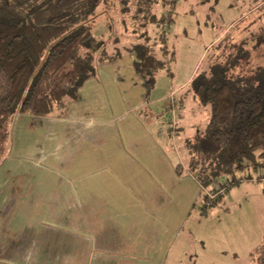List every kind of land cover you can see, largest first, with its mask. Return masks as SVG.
I'll list each match as a JSON object with an SVG mask.
<instances>
[{"label":"crops","instance_id":"0c3cea01","mask_svg":"<svg viewBox=\"0 0 264 264\" xmlns=\"http://www.w3.org/2000/svg\"><path fill=\"white\" fill-rule=\"evenodd\" d=\"M148 96L125 54L96 66L64 102L68 117H15L0 161V264L165 261L202 187L178 172L188 165L156 134Z\"/></svg>","mask_w":264,"mask_h":264},{"label":"rangeland","instance_id":"374dc122","mask_svg":"<svg viewBox=\"0 0 264 264\" xmlns=\"http://www.w3.org/2000/svg\"><path fill=\"white\" fill-rule=\"evenodd\" d=\"M162 15V22L151 23L152 18L159 20ZM89 23L102 44L95 52L96 58L125 55L128 48L137 46L167 61L171 73L165 69L153 75L148 97L157 99L153 105L156 112H161L156 117L161 121L156 134L168 138L187 165L189 157L197 154L195 130L206 131L209 122V109L197 102L190 89L191 79L210 73L227 58L235 64L229 70L230 76L241 72L250 75L255 67H264L262 44L255 46V41L248 39L244 54L239 55L242 39L250 35L264 37V0H110L98 8ZM30 79L25 82L26 89ZM171 97L176 100V107L171 106ZM63 109L50 116L66 117L70 111ZM150 110L154 112V108ZM21 114L25 113L12 115L9 130ZM85 121L79 125L88 124ZM171 126L177 127L179 135L172 134ZM174 139L179 149H175ZM203 165L208 176L216 161L207 159ZM193 173L203 174L196 169ZM258 173L260 169L255 171L251 165L230 173L220 169L221 179H236L238 183L230 184L225 198L216 200L206 213L201 209L189 215L162 264H257L258 247L264 243V178L258 181L245 177H256Z\"/></svg>","mask_w":264,"mask_h":264},{"label":"trees","instance_id":"16d2710c","mask_svg":"<svg viewBox=\"0 0 264 264\" xmlns=\"http://www.w3.org/2000/svg\"><path fill=\"white\" fill-rule=\"evenodd\" d=\"M108 2L0 0V161L7 152L13 114L54 113L64 106L66 98L75 96L87 78L94 76L99 62L121 56L102 59L95 54L102 44L93 34L89 21ZM168 18L171 20L172 16ZM163 19L164 15L150 21L160 23ZM248 39L255 41V46L264 45V37L250 35L242 39L239 55L244 54ZM148 51L131 46L126 53L132 57L135 71L149 89L156 72L171 71L166 60ZM232 62L231 58L225 59V63L210 73L193 77L189 84L197 102L209 109L207 129L199 131L194 141L196 156L190 157L187 167L179 163L177 168L179 173L188 169L202 187L192 211L202 209L206 213L216 200L225 198L230 184L238 183L236 179H221L220 169L230 173L251 165L255 171L260 169V173L256 177L249 174L245 179L264 178V67H255L250 75L241 72L230 76L229 70L235 65ZM28 79L30 84L26 89ZM171 100V106L176 107V100ZM171 128L172 134H176L177 127ZM207 159L216 161L211 176L204 174L203 164ZM195 169L203 174H194ZM210 187L212 192L208 191ZM257 264H264V243L258 247Z\"/></svg>","mask_w":264,"mask_h":264},{"label":"built area","instance_id":"2783aa9c","mask_svg":"<svg viewBox=\"0 0 264 264\" xmlns=\"http://www.w3.org/2000/svg\"><path fill=\"white\" fill-rule=\"evenodd\" d=\"M171 99H173V97H171ZM214 195V194H213Z\"/></svg>","mask_w":264,"mask_h":264}]
</instances>
